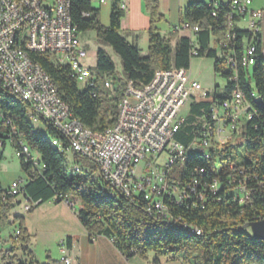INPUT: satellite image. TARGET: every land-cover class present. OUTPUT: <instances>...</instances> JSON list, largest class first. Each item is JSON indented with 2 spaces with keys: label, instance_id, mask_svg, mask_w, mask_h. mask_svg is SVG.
<instances>
[{
  "label": "trees",
  "instance_id": "trees-1",
  "mask_svg": "<svg viewBox=\"0 0 264 264\" xmlns=\"http://www.w3.org/2000/svg\"><path fill=\"white\" fill-rule=\"evenodd\" d=\"M146 2L151 24L148 55L143 56L120 34L124 18L120 0H112L109 27L101 23L100 9L90 4L89 0H73L71 18L78 30L81 33L95 31L99 44L109 46L121 60L123 78L118 81V92L114 97L99 86L95 89L96 97L91 87L81 89L68 68L54 64L46 55L32 53L30 57L51 79L58 97L71 108L75 118L94 132H104L114 127L125 80L147 85L157 71L173 68L189 71L194 47L199 51L197 58L215 60L214 72L225 79L223 90L226 96L221 90H214V105L219 106L239 88L256 115L251 120L245 117L241 120L240 126L245 119L247 124L242 126L239 141L236 134L240 126L230 133L233 136L231 141L227 137L228 142L223 145L214 142L210 157L207 151L203 153L201 149H189L181 166L175 165L170 173V179L183 182L196 178L201 183L198 191L206 189L204 203L196 208L179 207L174 201H166L167 213L176 222L200 230L162 219L155 213L150 214L141 200L132 201L112 192L100 174L94 175L93 169L99 170L96 165L91 172L84 170L81 174H70L68 157L52 145L53 140L62 138L61 134L47 122L42 124L48 139L37 134L29 120L27 105L0 88V110L9 117L30 150L38 152V162L45 167L41 175L28 181L26 197L36 204L53 199L57 203H63L67 198L72 200L76 204L77 218L87 233L91 237L109 238L127 258L137 256L147 260L149 254H154L156 258L182 264H264V242L255 240L246 230L249 224L264 220V107L255 104L258 98L264 102L262 44L255 43L256 58L252 68L244 66L243 57L247 53L250 56L245 46L250 43L251 35L240 31L243 34H239V81L233 83L229 80L231 72L225 68L226 61L219 59L217 50L212 47V36H219L220 28L212 17L209 5L191 2L184 12V20L200 28L193 42L189 37L179 39L178 34L161 36L157 25L163 21V17L159 13L158 0ZM85 13L91 16L86 18ZM259 37L257 35L256 38ZM242 38L247 40L244 42ZM96 60L100 74L108 77L114 75L116 67L107 52L99 49ZM210 109V104H193L175 141L188 146L199 137L198 132L202 128L200 120L206 118ZM12 143L14 148H18L16 142ZM79 159L82 158L74 156L76 163ZM21 167L27 176L31 174L32 165L24 159H21ZM199 170L205 173L199 174ZM215 184V190H210L209 186ZM19 203L9 197L7 189L4 190L0 184V241L2 230L17 224L16 230L19 231L18 236L15 232L12 236L13 247L0 250V264H39L29 251L31 236L27 232L25 218H11L13 208ZM16 244L20 245L29 260L21 261L15 255ZM66 245L71 247V238L67 239ZM46 264L67 263L65 260L56 262L49 259Z\"/></svg>",
  "mask_w": 264,
  "mask_h": 264
},
{
  "label": "built area",
  "instance_id": "built-area-1",
  "mask_svg": "<svg viewBox=\"0 0 264 264\" xmlns=\"http://www.w3.org/2000/svg\"><path fill=\"white\" fill-rule=\"evenodd\" d=\"M89 2L96 8H102L110 0ZM72 3L73 0H68L67 4H59V0H19V6L9 7V0H0V88L18 93L22 102L31 104L36 121L50 123L61 134L59 140L69 156H78L98 166L106 187L112 192L132 201L141 200L150 214L155 213L162 219L200 230L176 222L167 213L166 201H174L179 207L196 208L204 203L206 189L198 191L201 183L196 178L183 182L170 179V173L175 165L181 166L189 149H207V156L210 157L214 142L223 145L222 141L227 139L223 134L234 132L244 117L251 120L256 111L245 101L239 88L219 106L214 105V90L205 91L198 82L192 81L190 71L173 68L155 73L154 77H161L160 86H152V81L147 85L124 81V92L116 116L117 128L113 132L86 133L79 129L70 114L56 102L54 92L48 89L36 68L30 66V59L18 52V38L34 33L32 44L36 50L47 53V58L54 64L68 68L81 89L82 86H90L94 97L97 96V86H105L106 91L111 89L108 80L81 63L87 57L80 39L81 32L73 22L63 18V9ZM124 7L120 5L122 10ZM209 7L220 28V35L212 36V47L217 50L219 59L226 61L225 68L232 74L229 80L238 83L239 34L243 31L251 35V69L252 59L256 58L255 43H263L264 4L262 8H254L253 0H209ZM231 9H238V24H231ZM83 15L86 18L91 16L90 13ZM174 31L189 33L194 42L200 28L183 20ZM257 35H260L258 39ZM191 56L193 59L199 56L196 47L192 49ZM221 93L226 96L224 90ZM193 104H210L211 109L206 118L200 120V136L184 146L175 141V136L185 123L182 110L187 105L191 109ZM7 141L16 142V157L32 165L31 174L26 179L13 182L7 188V195L16 202L22 200L24 211L31 212L37 204L26 197L25 188L28 181L41 175L45 167L31 155L30 148L18 135L9 117L0 110V163ZM164 153L168 155L166 164L155 166L156 160ZM143 163L146 165L145 175L140 177L138 171ZM198 173L205 172L199 170ZM215 187L216 184L209 186L210 190H215ZM64 202L77 210L72 200L67 198ZM15 235L18 236L19 231L16 230ZM61 251L65 253L64 249Z\"/></svg>",
  "mask_w": 264,
  "mask_h": 264
},
{
  "label": "crops",
  "instance_id": "crops-1",
  "mask_svg": "<svg viewBox=\"0 0 264 264\" xmlns=\"http://www.w3.org/2000/svg\"><path fill=\"white\" fill-rule=\"evenodd\" d=\"M124 5V18L121 22L120 34L133 46L137 47L143 56L148 55L149 30L151 17L147 10L145 0H120ZM159 13L163 21L157 25L159 33L163 37L171 34H178V38L190 37V34L175 32L174 29L184 20V12L191 4L190 0H158ZM264 0H253L254 8H262ZM112 0L100 9V21L102 15L103 25L110 26ZM166 25L165 32L162 28ZM186 33V32H185ZM262 50L264 58V24L262 29ZM176 45V42L173 45ZM175 46H173L174 48ZM190 71V70H189ZM25 218L28 234L31 236V243L39 239H57L60 244V255L47 258L52 261L66 260L67 264H182L178 261H167L156 258L149 254L147 260L139 257L127 258L114 245L113 241L105 236L91 237L77 218V210H73L65 202L57 203L51 200L46 203H38L31 212H24L21 216ZM71 238V247L68 248L66 241ZM62 249L65 253H62ZM158 260V262H156ZM46 261V263H47ZM35 262L36 259H35ZM45 263V264H46Z\"/></svg>",
  "mask_w": 264,
  "mask_h": 264
},
{
  "label": "rangeland",
  "instance_id": "rangeland-1",
  "mask_svg": "<svg viewBox=\"0 0 264 264\" xmlns=\"http://www.w3.org/2000/svg\"><path fill=\"white\" fill-rule=\"evenodd\" d=\"M104 18L108 19L107 15H102L101 23L103 24ZM166 25L162 28L165 29ZM167 32L168 30H164ZM183 34H188L187 32ZM80 39L82 43L85 46V50L87 52V57L83 60H81V63L86 66L87 68L91 69L93 72L99 74L102 78L108 80L112 88L107 90L108 93L111 96H115L118 92V81L123 78V70H122V64L121 60L118 56L114 54L112 49L109 46L99 44L97 40V36L95 31H89L84 32L80 34ZM175 46V44L173 45ZM99 49L104 50L107 52L116 67L115 73L112 77H108L107 75H102L97 70V63H96V57H97V51ZM214 59H208V58H194L191 62V68H190V74H191V80L196 81L200 84V86L205 91H213V90H223L226 86V81L224 78H222L220 75H216L214 72ZM190 112V105H187L184 110H182L181 116L185 119L189 117ZM247 124V119H245L242 123V125L238 128L237 131V139L240 140V136L242 133V126ZM34 131L37 134L42 135L44 138L48 139V134L43 126V124H37L34 125ZM223 137H228L230 141L232 140L233 136L229 132H225L223 134ZM228 139V140H229ZM227 139H224L222 141L223 144H225ZM31 155L36 159H40V155L37 151H31ZM168 160L167 153H164L162 156H160L156 162L154 163L155 166H163L166 164ZM76 166L79 167V171H76ZM94 164L88 160L79 159L77 163L74 161V156H68V172L70 174L73 173H83V171H89L91 172L93 169ZM145 163H143L138 171V174L140 177L145 175ZM94 175L98 176L99 170H94ZM27 175L24 173L21 167V159L16 157V149L12 145L11 141H7L4 149L2 150V160L0 165V184L1 187L6 190L13 182L19 181L21 179H26ZM242 196V195H241ZM244 198V196H242ZM17 202H21L17 204L11 214V218L16 216H22L24 214V203L22 200L18 199ZM18 228V225H14L12 227H9L7 230H2L1 232V241H0V250H8L11 247H13V243L11 241L12 236L14 235V232ZM246 230L248 233L251 234L250 229L246 227ZM29 251L33 254L34 259H36L37 263L39 264H45L47 261V258L49 256H59L60 255V244L57 239H39L31 243L29 246ZM15 255L21 260L24 261L27 258L24 256L22 249L20 248V245L16 244V250ZM29 260V259H27Z\"/></svg>",
  "mask_w": 264,
  "mask_h": 264
},
{
  "label": "bare ground",
  "instance_id": "bare-ground-1",
  "mask_svg": "<svg viewBox=\"0 0 264 264\" xmlns=\"http://www.w3.org/2000/svg\"><path fill=\"white\" fill-rule=\"evenodd\" d=\"M68 0H59V4H67ZM190 2H204L205 4L209 5V0H190ZM19 6V0H9V7H16ZM71 8L72 5H66L65 9H63V18H65V20H68L69 22H72V18H71ZM231 24H238V9H231ZM32 40H34V33H26L25 38H18V52L19 54L25 55L26 58L30 59V66H33L34 68H36L37 72H39V75L41 77V79L45 80V83H47L48 89H52V92H54L55 94V100L56 102L60 103V107L63 108V111H66L67 114H70L71 118L74 119L75 123L78 124L79 129L85 131L86 133H96L88 128H86L77 118H75L73 111L71 110V108L64 102L62 101L57 94V91L51 81V79L48 77V75L44 72V70L41 68V66L34 62L32 60V58L30 57V55L32 53H38V54H42V55H46L47 53H42L39 52L38 50H36L35 45L32 44ZM242 40L245 42V40H247V38ZM246 51L249 52L250 54V43H247V45L245 46ZM255 59H252V64L254 63ZM243 64L244 66L250 67V56L247 54H245V56L243 57ZM161 85V77H154V79L152 80V86H160ZM86 87H90V86H82V88H86ZM100 88H102L103 90H106L105 86H99ZM15 98H17L18 100H21V97H18V93H12V91H9ZM252 96H254L252 94ZM25 103V102H23ZM27 108H28V116H29V120L32 122V124L37 125L40 124L39 121H36L35 117H33V107L31 104H26ZM117 128V121L114 125V127L105 130L104 132H97V133H107V132H113L114 129ZM52 145L54 147H56L58 150H60L61 152H63L67 157L69 156V153L66 152V147L65 145H63V143L59 140H53L52 141ZM191 150V149H190ZM194 150V149H193ZM203 153H206L207 149H201ZM183 157V161H184ZM76 171H79V167L76 166Z\"/></svg>",
  "mask_w": 264,
  "mask_h": 264
},
{
  "label": "water",
  "instance_id": "water-1",
  "mask_svg": "<svg viewBox=\"0 0 264 264\" xmlns=\"http://www.w3.org/2000/svg\"><path fill=\"white\" fill-rule=\"evenodd\" d=\"M255 104L259 107H264L262 98L255 100ZM251 231V235L255 240L264 242V220L253 222L247 226Z\"/></svg>",
  "mask_w": 264,
  "mask_h": 264
}]
</instances>
